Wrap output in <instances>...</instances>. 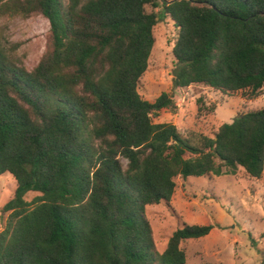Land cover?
Here are the masks:
<instances>
[{
  "label": "trees",
  "instance_id": "trees-1",
  "mask_svg": "<svg viewBox=\"0 0 264 264\" xmlns=\"http://www.w3.org/2000/svg\"><path fill=\"white\" fill-rule=\"evenodd\" d=\"M34 13L50 31L33 69L0 38V174L18 182L2 208L0 264H186L183 242L214 226L185 223L160 252L146 206L170 201L177 177L243 167L261 178L264 106L213 135L155 122L179 106L138 89L154 28L163 16L178 27L176 87L253 100L264 90V0H0L2 16ZM215 108L199 102L198 116Z\"/></svg>",
  "mask_w": 264,
  "mask_h": 264
},
{
  "label": "rangeland",
  "instance_id": "rangeland-1",
  "mask_svg": "<svg viewBox=\"0 0 264 264\" xmlns=\"http://www.w3.org/2000/svg\"><path fill=\"white\" fill-rule=\"evenodd\" d=\"M160 1V0H159ZM65 4L69 0H63ZM156 12L160 7L146 6ZM160 12V11H159ZM49 20L40 13L25 16L0 15V38L28 70L39 62L47 47ZM178 27L163 16L154 28L155 44L147 70L138 89L144 99L154 101L162 92L174 95L176 113L162 109L155 122H173L184 133L191 130L213 135L223 123L232 122L242 112L264 106V90L257 98L246 100L240 92L224 95L204 84L176 87L173 46ZM214 111L198 116V104ZM126 163V160H124ZM177 187L170 201L147 205L158 251L163 252L173 232L186 224H212L204 237L188 239L182 246L186 264H264V174L249 176L243 167L236 173L176 178ZM18 182L10 172L0 174V226L7 213L2 208L14 197ZM38 192L29 191L26 199Z\"/></svg>",
  "mask_w": 264,
  "mask_h": 264
}]
</instances>
